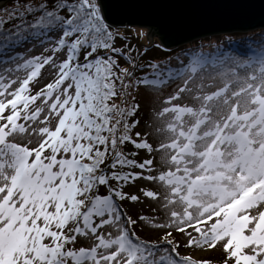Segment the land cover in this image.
Segmentation results:
<instances>
[{"label": "snow or ice", "instance_id": "1", "mask_svg": "<svg viewBox=\"0 0 264 264\" xmlns=\"http://www.w3.org/2000/svg\"><path fill=\"white\" fill-rule=\"evenodd\" d=\"M0 264H264V0H0Z\"/></svg>", "mask_w": 264, "mask_h": 264}, {"label": "water", "instance_id": "2", "mask_svg": "<svg viewBox=\"0 0 264 264\" xmlns=\"http://www.w3.org/2000/svg\"><path fill=\"white\" fill-rule=\"evenodd\" d=\"M259 19V16H257L254 23L258 24ZM164 24L165 20L163 19H148L145 21L146 26L144 28L149 29L150 33H155V35L151 37L152 40L153 38L160 39V36H162L160 42L165 48H173L191 42L195 39L224 34L226 31L246 32V29L248 28L247 23L233 22L223 19L213 20L205 26L195 30H180L177 32H173L169 28H163L162 30ZM258 28L259 27H256L254 29Z\"/></svg>", "mask_w": 264, "mask_h": 264}, {"label": "rangeland", "instance_id": "3", "mask_svg": "<svg viewBox=\"0 0 264 264\" xmlns=\"http://www.w3.org/2000/svg\"><path fill=\"white\" fill-rule=\"evenodd\" d=\"M244 34V33H243ZM218 36H220V35H218ZM213 37H215V39L216 38H218L217 36H212V37H208L209 39H213ZM238 38V37H237ZM204 40V39H203ZM205 40H208L207 38H205ZM158 40L157 39H155V42L154 43H156V44H159V42H157ZM201 40H199V41H197V42H195L196 44L197 43H199ZM133 43L134 44H144V45H148V43H149V40H148V38L147 37H145V38H143V39H140V40H137V39H133ZM194 43L192 42V43H190V44H188V45H184V46H181V47H179V48H177V49H181V48H188V47H190V46H192ZM178 50V51H179ZM172 53H174L175 51L174 50H172L171 51ZM152 54L153 55H157V56H165V55H168L169 53H164L163 51H160V50H156V49H153L152 50Z\"/></svg>", "mask_w": 264, "mask_h": 264}, {"label": "bare ground", "instance_id": "4", "mask_svg": "<svg viewBox=\"0 0 264 264\" xmlns=\"http://www.w3.org/2000/svg\"><path fill=\"white\" fill-rule=\"evenodd\" d=\"M152 37V36H151ZM162 37V36H161ZM197 41H199V39H195V40H193V41H191V42H188V43H186V44H183V45H188V44H190V43H194V44H196L195 42H197ZM179 47H181V45L180 46H176V47H173V50L174 51H178L179 49H177V48H179Z\"/></svg>", "mask_w": 264, "mask_h": 264}, {"label": "trees", "instance_id": "5", "mask_svg": "<svg viewBox=\"0 0 264 264\" xmlns=\"http://www.w3.org/2000/svg\"><path fill=\"white\" fill-rule=\"evenodd\" d=\"M160 39H162V37L160 36Z\"/></svg>", "mask_w": 264, "mask_h": 264}]
</instances>
